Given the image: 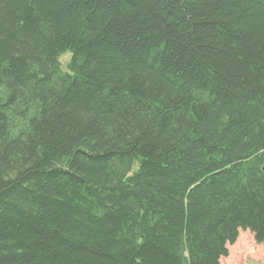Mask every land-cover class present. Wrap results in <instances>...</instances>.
Segmentation results:
<instances>
[{
	"label": "trees",
	"instance_id": "obj_1",
	"mask_svg": "<svg viewBox=\"0 0 264 264\" xmlns=\"http://www.w3.org/2000/svg\"><path fill=\"white\" fill-rule=\"evenodd\" d=\"M239 229L264 0H0V264H219Z\"/></svg>",
	"mask_w": 264,
	"mask_h": 264
},
{
	"label": "rangeland",
	"instance_id": "obj_2",
	"mask_svg": "<svg viewBox=\"0 0 264 264\" xmlns=\"http://www.w3.org/2000/svg\"><path fill=\"white\" fill-rule=\"evenodd\" d=\"M69 56L66 53L60 57L62 64ZM227 248L228 256L221 258L220 264H264V245L256 243L248 230L240 229L237 241Z\"/></svg>",
	"mask_w": 264,
	"mask_h": 264
}]
</instances>
